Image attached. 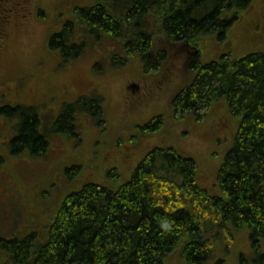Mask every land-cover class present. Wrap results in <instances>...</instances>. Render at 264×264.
<instances>
[{
	"label": "trees",
	"instance_id": "trees-1",
	"mask_svg": "<svg viewBox=\"0 0 264 264\" xmlns=\"http://www.w3.org/2000/svg\"><path fill=\"white\" fill-rule=\"evenodd\" d=\"M248 1L81 0L52 31L48 47L71 57L117 38L123 54L136 57L148 73L168 58L164 46L188 44L195 50L188 62L193 74L172 99V112L203 116L202 107L221 99L238 124L216 172L219 195L198 184L193 158L171 146L153 147L129 179L107 171L110 182L85 180L64 196L42 243L34 245L31 235L0 239L11 264H202L212 249L211 225L223 223L246 228L253 261L264 264V54L219 53L204 61L206 46L218 49ZM1 117L10 124L2 125L7 132L0 131V138L12 149L45 154L49 140L39 114L6 105ZM73 122L71 111L64 112L53 119L52 130L63 127L74 136Z\"/></svg>",
	"mask_w": 264,
	"mask_h": 264
},
{
	"label": "rangeland",
	"instance_id": "rangeland-1",
	"mask_svg": "<svg viewBox=\"0 0 264 264\" xmlns=\"http://www.w3.org/2000/svg\"><path fill=\"white\" fill-rule=\"evenodd\" d=\"M80 4L81 0L6 4L11 21L0 49V78L18 85L21 98H12L11 84L0 83V99L12 105L22 99L23 109L39 114L49 144L40 157L29 149L15 151L0 138V239L31 235L34 245L42 243L64 196L82 181H109L107 171L129 179L137 161L153 147L171 146L193 158L198 184L211 195L220 194L216 172L232 144L237 118L221 99L202 107L203 116L172 112V99L193 74L188 62L194 47L167 44L163 49L168 58L155 73L144 72L136 57H126L123 41L117 38L89 44L77 57L64 56L49 48L47 40ZM231 15L229 11L227 17ZM224 32L218 49L206 46L204 61L219 53L233 58L264 54V0H249L238 8L237 18ZM116 56L125 62H114ZM67 111L73 116L74 136L63 127L52 130L53 119ZM210 229L212 249L202 264H255L246 228L223 223ZM181 263L182 259L175 262ZM0 264H11L3 248Z\"/></svg>",
	"mask_w": 264,
	"mask_h": 264
},
{
	"label": "flooded vegetation",
	"instance_id": "flooded-vegetation-1",
	"mask_svg": "<svg viewBox=\"0 0 264 264\" xmlns=\"http://www.w3.org/2000/svg\"><path fill=\"white\" fill-rule=\"evenodd\" d=\"M10 0H0V49L3 47V41H4V36L6 34V28L10 25V21L11 19L8 18V15L10 14V10H8L9 8L7 7V2L9 3ZM0 83H2L3 85H1L2 87H5L7 84H11L13 87H12V91L11 93L13 94L12 98L13 97H18L20 96V91H19V87L18 85H16L15 83H12L11 81L7 82V83H4L2 81V79L0 78ZM12 98H9L11 101H12ZM21 98V96H20ZM21 101L22 99H20L18 102L14 103L13 105L8 103V102H3L1 101L0 99V110L5 107L6 105L8 106H11V107H21ZM10 120H5L4 122L1 120L0 121V131H4L3 130V124L4 123H9ZM10 124V123H9ZM12 125H14V122L11 123ZM5 132L7 131H4L3 133L5 134ZM6 139L7 137H12V133H6L5 135Z\"/></svg>",
	"mask_w": 264,
	"mask_h": 264
}]
</instances>
